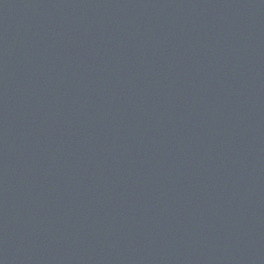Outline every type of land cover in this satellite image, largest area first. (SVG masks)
Instances as JSON below:
<instances>
[{"label": "water", "instance_id": "water-1", "mask_svg": "<svg viewBox=\"0 0 264 264\" xmlns=\"http://www.w3.org/2000/svg\"><path fill=\"white\" fill-rule=\"evenodd\" d=\"M264 0H0V264H259Z\"/></svg>", "mask_w": 264, "mask_h": 264}]
</instances>
